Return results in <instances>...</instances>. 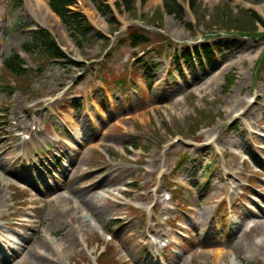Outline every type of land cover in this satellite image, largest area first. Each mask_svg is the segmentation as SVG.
I'll use <instances>...</instances> for the list:
<instances>
[{
    "label": "rangeland",
    "instance_id": "rangeland-1",
    "mask_svg": "<svg viewBox=\"0 0 264 264\" xmlns=\"http://www.w3.org/2000/svg\"><path fill=\"white\" fill-rule=\"evenodd\" d=\"M81 1L77 8L96 31L111 36V47L95 41L92 32L84 49H77L57 18L37 12L36 0H23L21 7L0 0V193L5 196L2 213L18 214L2 225L31 235L29 245L36 248L50 231L58 242L73 229L81 232L77 228L81 214L63 216L50 196L61 190L79 201L62 206L92 213L93 225L97 222L99 228L79 234L80 244L74 242L66 252V264H95L105 250L99 264H191V258L192 264H217L211 254L200 259L202 249L230 246L239 229L264 211V62L256 65L264 50L258 34L264 29L253 23L251 14L256 11L264 19V0H195L192 11L189 5L194 0H178L185 9L183 21L163 12L162 0L138 3L137 17L117 11L121 30L138 22L150 34L151 42L138 49L127 42L116 47L125 32L113 36V28L94 5ZM40 2L48 5L49 0ZM185 23H193V28ZM38 27L50 30L80 66L33 53L23 54L29 67L25 75L8 73L4 60L31 41V30ZM204 42L214 44L220 54L190 63L181 56L179 65L185 71L173 81V55ZM139 57L157 69L145 70ZM224 65L226 75H217ZM143 81L152 84L151 94ZM205 82L209 90L203 98L191 93L179 109H146L149 102H167L186 87ZM16 115L31 130L44 132L40 145L26 152V160L16 148ZM61 152L66 153L62 162L68 169L59 165L53 173L66 187L45 193V181L53 182V177L43 175L42 181H35L34 168L43 161H58ZM109 177L113 180L108 186L97 187ZM89 185L95 187L88 192ZM114 189L125 190L120 197L102 198ZM166 193L175 201L166 202ZM86 196L107 211L97 215ZM161 203L176 209L162 214ZM205 212L212 218L205 221ZM228 219L227 228L223 224ZM25 221L32 222L30 229L24 227ZM53 223L59 224L53 228ZM6 228L0 236L12 239ZM149 228L162 232L160 246L149 245L157 239ZM243 239L247 246L264 243V232ZM162 244L170 245L163 249ZM233 261L264 264V246L258 256L245 250ZM218 264H231L230 258Z\"/></svg>",
    "mask_w": 264,
    "mask_h": 264
},
{
    "label": "bare ground",
    "instance_id": "bare-ground-1",
    "mask_svg": "<svg viewBox=\"0 0 264 264\" xmlns=\"http://www.w3.org/2000/svg\"><path fill=\"white\" fill-rule=\"evenodd\" d=\"M37 1V12L46 15V10L49 14H51V11L48 7H44L42 6V3L40 2V0H36ZM2 18V17H1ZM226 66H220L218 68V72L217 75H222V77H224L226 75ZM226 70V71H225ZM216 75V74H214ZM218 79L215 80L214 83H217ZM208 85V82H207ZM209 85H211V83H209ZM209 87L206 86V82L205 84H203V86L201 88L196 89L195 91H193L197 96L203 98V92L208 91ZM184 104V97L180 96L178 97L175 101L172 102L171 105H173L172 107L170 106V104H167L164 107H167L171 110L177 108L179 109L180 107H182ZM159 108V105H154L152 107L149 108L150 111ZM21 128H23V126H21ZM27 129V128H25ZM31 141H32V146L31 147H35L37 145H39L37 142L38 139H35L36 136L40 137V135L38 133H31ZM29 146V144L27 142H20L18 144V146H16L18 149H27ZM91 146V145H90ZM1 166H3V162L2 160H0V168ZM78 171H76V176L78 175ZM114 178V177H113ZM7 179V178H6ZM9 180V179H8ZM111 180H113L112 178H104L100 183H98L99 185H97V187L99 186H108V184L111 182ZM105 181V182H104ZM61 182V183H60ZM59 183H55L53 186H48L47 187V191H45V193L54 190V188H58V186H66V182L65 181H60ZM104 182V183H103ZM12 185V184H11ZM10 185V186H11ZM88 192L90 190H93V188L95 186L89 185L88 186ZM61 191V190H60ZM60 191H58L57 193H60ZM87 192V193H88ZM99 192V191H98ZM122 192L121 189H114L113 192H107L109 193V195L111 197L113 196H118L120 193ZM56 193H54L55 195ZM57 195V194H56ZM86 195V194H84ZM109 196V197H110ZM75 197V196H74ZM76 198V197H75ZM102 198H105V196H102ZM5 198L2 196V194L0 193V221H7L9 220V216H17V213H12V215H6L4 213H2L1 208L4 206L5 204ZM70 200V198H65L63 196H61V194H59L57 197L54 198V201H56L59 205H60V209H62L61 211L64 213L63 216H72L74 214H80L79 210L77 209V207H72L70 210L67 208H64L62 206L63 203H67V201ZM86 203L89 205V207L100 217L102 216L103 213H105L107 210L105 208L104 205H99L94 203V201H92V199L88 196H86L85 198ZM261 215H259V217H257L256 219H254L252 222V226L253 227H258L257 232L258 233H263L264 232V217L262 216L264 214L263 212H260ZM61 214V212H60ZM92 215V213H91ZM93 216V215H92ZM205 221L209 220L210 218H212V213L209 212H205L204 213V217H202ZM43 221H40V224ZM231 220H226L224 222L223 225H225L227 228L230 225ZM32 222L31 221H25L24 227L26 228H31L32 227ZM233 224H236L235 221H232ZM55 224V225H54ZM59 223H53V228H55ZM77 228L81 229V232L84 233H88L92 227L89 224L88 220L85 217L79 216L77 219ZM55 226V227H54ZM246 224H244L242 226L241 229H239V231L236 233L233 241H231V245L230 246H225V245H220L217 247H214V249H204L203 252H201L202 254L199 256L200 259L204 260L208 257V255H212L215 257V259L217 260V264L219 263L220 260H222L224 257H229L232 264V261L237 260L241 257V254L245 251L248 250V252L250 254H253L255 256H258L261 247L264 246V243L259 241L256 242L254 244H249V246H247L248 244H246L245 240L243 239V235L246 232H251L252 229H245ZM2 228H6L4 227L2 224H0V232L2 230ZM245 229V230H244ZM5 230V229H4ZM7 232L10 234L9 236H12V239L15 238L14 240L12 239H7L3 236H0V264H7L8 261H11L12 264H66V258H65V254L66 252H68V250H71L74 242L78 243V237H77V232L79 231L78 229H73L71 230V234L67 233L66 235H64L62 237V241H53L50 240L49 238H44V240L42 241V245L40 248H36V247H30L29 242L31 239V235L25 234L23 232H18L16 230H13L11 228H6ZM150 232H154V234L158 235L159 239L162 238V232L157 231L154 228H149ZM6 232V231H5ZM12 234V235H11ZM50 236H55L57 237V234L54 233L53 231H50L49 233ZM9 238V237H8ZM225 244V243H222ZM41 249H44L41 251ZM45 252V253H42ZM189 263V262H188Z\"/></svg>",
    "mask_w": 264,
    "mask_h": 264
},
{
    "label": "trees",
    "instance_id": "trees-1",
    "mask_svg": "<svg viewBox=\"0 0 264 264\" xmlns=\"http://www.w3.org/2000/svg\"><path fill=\"white\" fill-rule=\"evenodd\" d=\"M15 7H21L22 0H12ZM97 4L98 10L103 15H110L108 18L109 23L112 26L118 28V22L114 16L110 7L107 5L106 0H92ZM146 1V0H144ZM166 10L169 14L175 15L179 20L184 18V12L178 6L174 0H164ZM75 0H51V5L54 11L61 17L63 23L72 32L73 37L76 39L77 44L82 47L88 41V35L93 32V38H101L108 40L106 37L99 33H94V28L88 22L87 18L79 13L69 9L70 6L75 5ZM135 0H121L120 7L124 6L126 11H131L134 9ZM253 17L264 25V21L259 18L256 14ZM190 27V25H189ZM241 28V27H240ZM126 41L130 44L132 48L138 47L140 45L148 42V39L135 29H130ZM24 51L30 53L35 51L37 53H42L51 59H62L65 58L64 53L57 47L55 41L52 39L51 35L44 30H39L32 32V40L23 46ZM189 52V53H188ZM185 56L189 59L192 58V54L188 51ZM212 48L209 44H204L200 48L195 49V54L197 56L204 55L206 58L212 56ZM264 60V58H263ZM4 65L6 69L13 74H21L24 69L21 67V58L18 54H14L12 57L5 60ZM148 65V64H147ZM149 66V65H148Z\"/></svg>",
    "mask_w": 264,
    "mask_h": 264
}]
</instances>
